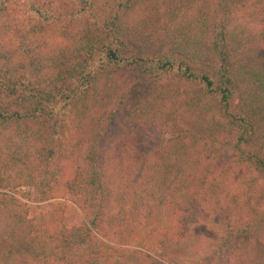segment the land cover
Instances as JSON below:
<instances>
[{
  "label": "trees",
  "instance_id": "16d2710c",
  "mask_svg": "<svg viewBox=\"0 0 264 264\" xmlns=\"http://www.w3.org/2000/svg\"><path fill=\"white\" fill-rule=\"evenodd\" d=\"M0 264H264V0H0Z\"/></svg>",
  "mask_w": 264,
  "mask_h": 264
},
{
  "label": "rangeland",
  "instance_id": "374dc122",
  "mask_svg": "<svg viewBox=\"0 0 264 264\" xmlns=\"http://www.w3.org/2000/svg\"><path fill=\"white\" fill-rule=\"evenodd\" d=\"M59 201H60L59 198L54 197V198L48 199L44 202H36V203L28 202V211L33 212L34 210L43 209L45 207L53 208L58 204ZM72 216H80L79 210L73 205L71 206L70 213L67 215V219L72 217ZM197 231L202 232L206 237H212L213 233H214L213 228L208 230V229H206V227L204 225L197 227Z\"/></svg>",
  "mask_w": 264,
  "mask_h": 264
}]
</instances>
